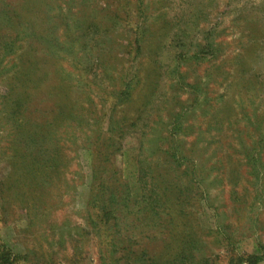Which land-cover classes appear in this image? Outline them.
Wrapping results in <instances>:
<instances>
[{"label":"rangeland","instance_id":"374dc122","mask_svg":"<svg viewBox=\"0 0 264 264\" xmlns=\"http://www.w3.org/2000/svg\"><path fill=\"white\" fill-rule=\"evenodd\" d=\"M2 246L264 264V0H0Z\"/></svg>","mask_w":264,"mask_h":264},{"label":"trees","instance_id":"16d2710c","mask_svg":"<svg viewBox=\"0 0 264 264\" xmlns=\"http://www.w3.org/2000/svg\"><path fill=\"white\" fill-rule=\"evenodd\" d=\"M130 87L128 85H126V87H124L121 91H120V98L127 99L130 94L128 93ZM110 130H112V127H110ZM254 166L257 165L256 161H254ZM95 179H97V176H94ZM258 178V177H257ZM101 181V180H99ZM101 200V203L104 202V199L101 197H98ZM254 258V257H253ZM263 257L262 256H257L255 257V259L257 261L261 260ZM22 257L21 255H14L11 253V251L6 247V246H2L0 247V264H20L22 261Z\"/></svg>","mask_w":264,"mask_h":264}]
</instances>
